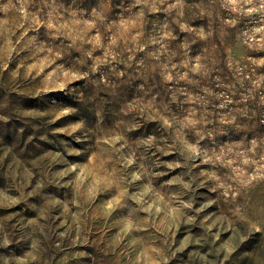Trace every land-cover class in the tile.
Listing matches in <instances>:
<instances>
[{"label": "clouds", "instance_id": "1", "mask_svg": "<svg viewBox=\"0 0 264 264\" xmlns=\"http://www.w3.org/2000/svg\"><path fill=\"white\" fill-rule=\"evenodd\" d=\"M4 129L0 264H264V0H0Z\"/></svg>", "mask_w": 264, "mask_h": 264}, {"label": "rangeland", "instance_id": "2", "mask_svg": "<svg viewBox=\"0 0 264 264\" xmlns=\"http://www.w3.org/2000/svg\"><path fill=\"white\" fill-rule=\"evenodd\" d=\"M46 70H47V69H46ZM0 135H2V136L5 138V142H8V141H10V140H12V139L15 138L14 132H12V131L9 130V129H4L2 132H0ZM163 159H165V160H169L170 157L165 156V157H163ZM177 171H178V170H177Z\"/></svg>", "mask_w": 264, "mask_h": 264}]
</instances>
